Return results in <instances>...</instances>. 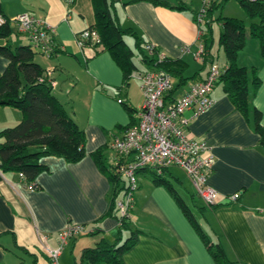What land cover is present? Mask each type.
I'll use <instances>...</instances> for the list:
<instances>
[{
  "label": "crops",
  "instance_id": "obj_1",
  "mask_svg": "<svg viewBox=\"0 0 264 264\" xmlns=\"http://www.w3.org/2000/svg\"><path fill=\"white\" fill-rule=\"evenodd\" d=\"M167 1L171 6L186 9L179 11L137 2L120 9L118 20L123 27L137 30L159 53L185 64L186 81L173 96L178 98L207 75L214 59L208 56L205 62L197 61L192 52L206 21H212V28L215 20L212 13L209 18L205 14L203 22L198 23L204 0ZM209 1L207 10L213 3H222ZM0 13L6 19L28 13L49 27L58 50L48 60L34 62L52 71L51 78L56 83L53 94L61 103L65 100L69 104L66 107L62 103L86 138V155L78 163L69 164L56 157L40 160L48 171L36 178L40 188L35 191L27 189L20 175L0 173V264H51L43 245L57 248L58 233L68 224L84 225L93 231L69 240L59 257V264H81L80 255L85 248L94 247L102 238L114 243L118 237L115 219L99 220L108 210L111 185L91 154L109 143L107 133H117V128L129 125L130 116L124 105L135 111L137 120L143 102L142 96H136L137 91L141 95L139 83L131 85L130 81L123 86L122 71L108 52L94 54L92 48L76 45V36L93 22L90 0H74L70 6L64 0H0ZM229 16L243 19L244 12L239 6ZM0 45L14 49L28 46L30 41L17 26L8 23V37L0 39ZM8 63L0 54V77ZM237 64L257 70L261 84L252 102L261 112L264 127V60L255 42L246 43L238 54ZM223 67L224 62L220 68ZM210 98L213 104L209 109L197 115L193 109L184 113L190 120L189 135L206 143L216 159L207 184L216 191L219 207L203 211L201 227L220 237L232 264H264V147L252 125L219 86L213 88ZM21 120L19 110L0 106V132ZM107 152V160L111 161L112 154ZM141 177L146 176H138L130 210L133 230H128L130 236L138 231L137 240L122 256L123 264H215L168 190L153 185L148 177L143 182ZM236 193L239 198L231 202L228 198ZM229 202L231 205H227ZM97 230L98 234L93 235Z\"/></svg>",
  "mask_w": 264,
  "mask_h": 264
},
{
  "label": "trees",
  "instance_id": "obj_2",
  "mask_svg": "<svg viewBox=\"0 0 264 264\" xmlns=\"http://www.w3.org/2000/svg\"><path fill=\"white\" fill-rule=\"evenodd\" d=\"M224 1L227 0H222V3H213L208 10L206 9L207 17L211 16L213 9L222 7ZM236 1L250 23L246 25L241 19L221 16L215 19L222 26L217 44L218 52L222 53L225 63L215 86L222 89L235 109L252 125L254 131L260 136V144L264 147L261 112L252 102L261 81L255 68L241 67L237 64L238 54L244 49L248 39L257 40L261 58L264 60V0ZM137 2H147L155 7L179 11L186 9L184 6H171L167 0H90L93 22L87 29H94L100 38L99 44L93 47L94 54L101 51L109 53L122 71L123 86L129 84L132 73L136 71H162L170 75L172 81L178 80L177 85L172 87L164 98V101L168 100L172 103L176 99L173 97L175 92L186 81L183 78L185 64L166 56L159 59V51L156 48L153 54H149L145 49L149 43L143 40L141 34L134 28L123 27L119 23V10ZM211 22V20L206 21L199 37V43L203 44L205 50L204 62L208 56L215 61V56L211 54L214 44ZM7 37L8 23L0 30V39ZM126 37L132 41L133 48L126 43ZM37 53L31 44L14 49L9 45H0V54L9 61L0 77V106L11 107L22 113V120L16 126L0 132V139L3 140L0 143V173L21 175L23 184L32 185L34 191L40 188L36 178L48 171V168L40 162L42 158L56 157L63 159L66 163L75 164L86 155V138L83 130L69 117L50 86L46 82H38L46 70L34 62V56ZM135 55L140 59V66L134 62ZM213 61L210 64H215ZM120 102L122 103V100ZM124 107L130 116V123L126 127L117 128V133H107L109 142L112 137L122 135L136 122L133 115L135 111L127 105ZM108 150H110L109 143L94 151L91 157L99 170L107 176L111 185L108 210L99 220L113 218L119 222L118 237L114 243H108L102 238L94 247L85 248L80 255L81 264H123L122 256L135 245L137 240L138 231H133L130 237L118 245L121 234L130 230L131 221L129 217L120 218L118 214L117 202L123 198L127 186L119 166L107 160ZM169 171V168L158 172L155 168L145 167L139 169L136 175L137 177L144 175L153 185L162 186L168 190L183 215L204 242L215 264H232L233 261L226 254L220 237L214 232L207 233L203 230L190 207L167 180V174L171 175ZM196 198L201 200L195 193L190 195L192 208L196 209L201 216L205 209L213 210L219 207L218 204L206 206L202 201L203 205L199 206L196 204ZM97 234L98 230L93 233V235Z\"/></svg>",
  "mask_w": 264,
  "mask_h": 264
},
{
  "label": "built area",
  "instance_id": "obj_3",
  "mask_svg": "<svg viewBox=\"0 0 264 264\" xmlns=\"http://www.w3.org/2000/svg\"><path fill=\"white\" fill-rule=\"evenodd\" d=\"M64 2L66 6H70L74 0H64ZM203 4L197 16L198 23L203 22L210 1L204 0ZM6 23L14 24L20 33H25L32 48L42 56L50 58L57 52L58 47L52 32L43 20H38L28 13L6 19L0 13V30ZM75 42L79 48L94 50L93 47L99 44L100 38L94 29H85L76 36ZM145 49L149 54H153L155 46L149 43ZM185 51L188 52V49ZM204 54L203 44L198 43L195 51L192 52L193 58L201 61ZM164 57L159 53V59ZM221 73L222 69L216 64H210L205 79L191 85L172 103L164 101L165 96L172 89L170 75L157 70L132 73L131 78L139 83L143 102L137 111L136 122L122 135L112 137L109 142L112 154L110 162L119 166L127 186L123 198L116 206L120 218H130L134 193L138 188L136 172L145 167L155 168L158 172L171 167L181 170L189 179L195 194L206 206L216 204L217 193L207 184L216 159L206 143L194 140L189 135L187 128L190 120L184 117V113L193 109L194 115H197L212 106L210 93ZM51 74L52 71H46L38 82H46L53 90L56 83L52 80ZM118 102L120 103V100ZM20 178L23 179L21 175ZM27 189L34 191L32 185H28ZM238 198L239 193H236L228 199L234 202ZM92 232L84 225L68 224L58 233L57 248L52 249L46 244L43 245L50 263L59 264L61 252L69 240Z\"/></svg>",
  "mask_w": 264,
  "mask_h": 264
},
{
  "label": "rangeland",
  "instance_id": "obj_4",
  "mask_svg": "<svg viewBox=\"0 0 264 264\" xmlns=\"http://www.w3.org/2000/svg\"><path fill=\"white\" fill-rule=\"evenodd\" d=\"M220 1H222V0H220ZM238 8H239V4L237 3L236 0L224 1V4L222 7L213 9V11H212L213 20L217 19V17H219L220 14H221V17L236 18V17H232L229 15H233L234 10H238ZM199 10H200V8H199ZM236 19H239V18H236ZM241 20H243L246 23V25H249V23H250V21L248 20V18L245 15V13H244L243 19H241ZM212 28H213V35H214V45L212 46V49H211L212 52L211 53H213V56H215V63L220 68L224 62V59L222 57V53L217 51L218 50V44L217 43H218V37H219L220 31L222 30V26L214 21L212 23ZM250 40L255 42V44H257L259 47L257 40L248 39L247 42ZM125 41L127 44H129L133 48L132 41L128 37L125 38ZM133 59H134L135 64L140 66V59L138 58V56L135 55ZM45 60H48V59L45 58L44 56H42L41 54H36L34 56L35 62L45 61ZM130 81H131V85L137 83V80H135V79H131ZM177 81L178 80L173 81L174 86L177 85ZM136 96H137V98H141L142 93L140 95V93L137 91ZM142 98H143V96H142ZM62 103L66 107L69 106V104H67L65 102V100L62 101ZM108 154L111 155L110 151ZM169 170H170L169 172L171 173L172 176L167 174V176H166L167 180H169V182L172 184L173 188L178 192L179 196L188 203L187 205L190 207L191 211L194 213L195 218L200 222V225L203 227V225H202L203 222L201 220L202 219L201 216L196 213L194 208H192L193 205L191 204L190 195L192 194L191 192H193V187H192L189 179L186 177V175L181 170H179L177 168L171 167ZM149 177H151V175H149ZM141 178L144 179V180H142L143 182L146 181V179H145L146 177L145 178L141 177ZM195 201H196L197 205L201 206V202L199 199L196 198ZM131 228L133 230L132 225L130 226V229ZM122 235H123V239L118 243V245H121L130 236V231H128V230L124 231L122 233ZM89 237H92V236H89Z\"/></svg>",
  "mask_w": 264,
  "mask_h": 264
}]
</instances>
